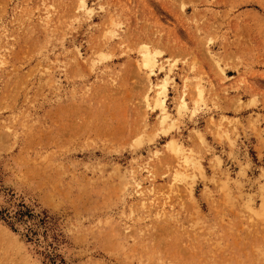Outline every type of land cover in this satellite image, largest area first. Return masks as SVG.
I'll return each mask as SVG.
<instances>
[{
	"label": "rangeland",
	"instance_id": "obj_1",
	"mask_svg": "<svg viewBox=\"0 0 264 264\" xmlns=\"http://www.w3.org/2000/svg\"><path fill=\"white\" fill-rule=\"evenodd\" d=\"M85 1L0 0V264H264V0Z\"/></svg>",
	"mask_w": 264,
	"mask_h": 264
},
{
	"label": "bare ground",
	"instance_id": "obj_2",
	"mask_svg": "<svg viewBox=\"0 0 264 264\" xmlns=\"http://www.w3.org/2000/svg\"><path fill=\"white\" fill-rule=\"evenodd\" d=\"M81 8H83L84 10H87V3L85 0H81L80 3ZM153 58H151L149 55H146L145 57V65L152 67L153 66ZM164 76L162 77L161 80H159V82H157L154 86H155V92H154V99H156L157 104L160 106L161 108V122H167L168 118H170V113H169V109L167 107V88H166V84L170 81L173 80V76L171 74L170 71L166 70L164 71ZM149 103V100H147ZM186 100L182 97L181 98V102H180V106H185ZM173 120V119H172ZM184 156V162L188 163L189 160V156L187 154H183Z\"/></svg>",
	"mask_w": 264,
	"mask_h": 264
}]
</instances>
